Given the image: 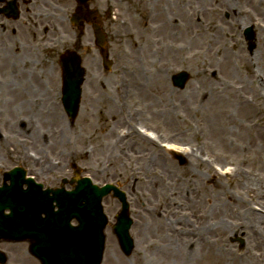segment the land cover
<instances>
[{"label": "rangeland", "instance_id": "rangeland-1", "mask_svg": "<svg viewBox=\"0 0 264 264\" xmlns=\"http://www.w3.org/2000/svg\"><path fill=\"white\" fill-rule=\"evenodd\" d=\"M228 1H230L232 5H235V9H227L224 7L223 10H219V14L217 17H214L213 20H216L217 23L219 21L223 23V28L228 41L237 44V50L235 52L242 51L245 58L249 60L255 58V55H257L259 57L258 60L260 65L263 68L262 71H264L262 42L259 41V32L257 27L250 23L247 25H243L242 23L239 24L235 20L236 15H234V12H236V5H239L237 9H247L249 7L248 2H241L239 4V0ZM57 2L59 3V6L62 5L60 0H57ZM110 2L112 3L113 1L94 0L91 1L89 7L96 9L99 13L96 22L107 34V49L110 59L113 62V66L109 70H105L103 68L100 51L95 46L93 28L90 27V25L85 24V26L89 27L86 28L84 26L81 32L84 31L83 35L85 36L83 40L85 39L89 43L90 50H81L76 53L83 60L82 65L86 69V82L83 86V96L79 115L74 122H71L62 106L61 84L52 85L49 83L47 78L48 75L46 71H43L46 66L50 67V65H53L54 61L47 64L45 61L43 62L41 58L40 61L36 60V64L39 67L38 71L42 76H44L43 78L46 79L45 82H39L41 88L38 90V95H40L39 100L42 105L39 112V118L37 120L38 116H34L32 112L27 111L26 107L24 108L23 106H20L18 111H13L8 118L11 121H17V119H21V121H31V119L33 121L37 120L38 130H41V134L46 133L48 136L47 141L50 142L51 146H49V149L44 148V153L42 154L45 159L42 160L39 165H34L32 162L25 161L21 158V156H2L0 158V184L2 183L4 172L19 166L27 169L28 173L34 174L35 177H37V180L45 186H59L63 178H70L73 176L72 165L76 164L78 168L82 170V175L90 177L94 183L100 186L111 183L119 187L127 194L128 201L130 203V212L134 220L131 235L135 240V250L130 257H126L122 253L116 236L112 230V226L115 223V215L120 210V204L111 196L106 198L103 202L105 213L109 219V225L105 231L107 241L103 264H230L228 261L226 263L224 261L223 263H218L214 260L216 259V254L220 251L218 249L220 247H229L235 255L239 256L246 253L250 248V241L249 238L246 237L245 231L241 232V230L236 229L231 233L227 232L225 234H216L212 232V234L208 237L214 247L213 251L206 253V251L201 249L199 245L187 246L188 249L186 254L187 256L189 255L187 259L190 261H185L184 251H181L182 253L178 251V255H175L174 250L171 249L172 247L169 241L174 239V237L168 232L166 234L158 232V230L163 229H158L157 223L155 224L156 226H153L152 228V225L148 226L147 220L142 218L143 216L145 217L144 211L149 210L145 206H149L150 201L153 202L154 200H159L160 197H157L156 193H154L153 197L152 192L150 195H145L149 190V187L138 184L136 181H132V179L127 176V171H122V167L120 165H118L117 169L113 171L105 169L107 161L110 158L114 159L116 155L140 152L141 154H144L145 157L148 156L149 159L152 160V154L154 157L157 154L155 150L162 149V147L158 145V147L155 145L146 146V143V145L142 143L136 145L133 143L129 147H124L121 144V147L117 148L116 142H118V137L121 132L128 129V123L138 129L140 127L143 128V126L152 128L151 131H154L156 135L158 134L157 136H159L157 139L158 142L165 141L168 143L190 147V145H188L184 140L185 137L179 130V125L184 126V124L180 122L181 120L179 119L181 118L179 116L186 115L185 118L188 121V111L190 109H194L192 111L195 114L198 110L200 103L197 100V93L196 89L194 90V86L197 85L196 82L198 83L199 79H202V70L194 62H183L181 57L174 59L172 56H162V54H158L155 49L152 53L147 54L145 50V46L149 45L147 40L146 43L144 41L141 43V47H133L132 50L130 38L127 39V41L124 37L122 22L127 20L130 22L129 27L135 36L139 27H142L145 24V19L154 9V0H121L118 1L117 6L114 7V11H109L108 13L106 10L108 9V4ZM210 5L212 6V2H210ZM162 7L165 8V11L163 9H160L159 11L163 10L166 17L170 18L176 14L172 8H168L166 5H162ZM175 7L177 10L182 11L183 17L186 16L187 18L188 13L192 11L191 7L194 6L192 4L190 7L188 0H184L181 7L178 6V4H176ZM178 14L176 15L178 16V20H180L182 14ZM70 18L71 17L68 18L69 24ZM251 28L253 29V33L255 35V41L253 42L255 48L253 50H250L251 43L245 37V31ZM75 29H77L76 31L79 33V28L73 29L72 27L69 29L70 33L73 34L72 37L76 35L74 32ZM87 30H89L90 33H88ZM149 30L150 31L148 33L153 34L152 30ZM60 34L64 37L70 36L67 31ZM150 34L147 35L146 33V36L150 38ZM8 36L9 35H4L2 37V40L5 41L4 43L0 40L1 51H7L11 46L12 40H9ZM10 36L13 39L17 35L10 34ZM79 36L81 38V33ZM76 37L78 36L76 35ZM187 38L190 40L188 36ZM125 41L128 43V51L124 47ZM65 50H60V53ZM58 56L57 61L59 59ZM190 56L191 52H189V57ZM132 61L136 62V64L128 66L127 70L123 69L126 64L128 65V63ZM0 64L2 63L0 62ZM9 66L8 70L5 69L4 71L3 67L0 65L1 82H10L13 85H16L21 92L22 90L27 89V95H24V97L28 98V89L30 90V86L35 87L37 85L28 82V80L22 82L11 81ZM18 66H21L20 71H24L23 73H31L30 68H25L24 70L22 69L23 66L21 64ZM53 66H55L56 70L59 69L58 63ZM165 67L167 68L165 69ZM161 68L163 74L158 73V71H161ZM239 68V65L234 67L235 77L233 79L238 81L237 84L240 80L237 78L239 76ZM182 70L187 71L190 74V81L184 89H178L173 85L172 77L177 74V72ZM213 70L218 72L217 68ZM240 71L243 73L241 69ZM236 74L238 76H236ZM58 81L59 80L57 79L55 83ZM165 84L168 87L161 89V87ZM137 87L143 92V96L148 97V102L144 101L141 96L142 94L140 95V91H138ZM157 87L161 89H158V92L155 90ZM1 96L4 99H9V97L4 96L3 94ZM24 106H26V104ZM46 106L52 107L49 110L52 115L51 119L50 115H46V113L49 112L44 111ZM183 111L185 112L182 114ZM4 118L5 113H3L2 109H0V123H3L1 125L0 138L5 135L9 136V133H13L16 136L17 134L22 137L26 136L24 135L26 130L23 129V122L18 123V128L15 129H11V126L7 124L8 129L13 130L10 132L5 129V122H3ZM190 119L191 121H194L195 115H193L192 118L190 116ZM249 121L250 120H247L246 124ZM230 126L233 129L236 125L231 124ZM193 127L194 129H197V124L195 122H193ZM21 130L24 131L20 132ZM195 134H199V132L194 133V136ZM202 134H204V130L202 131ZM0 143L5 146L10 143V140H8L7 143L1 141ZM208 144H212L210 138L208 140ZM194 145L193 149L201 146L198 142H194ZM262 146L264 151V143ZM0 147L3 146L0 145ZM210 150L213 153L211 155L219 159L220 162L221 160L230 159L233 162L236 161L239 165H243V169L245 171L244 175H249L244 177L243 181L247 180V178L257 176L255 179L260 184L257 187V190L264 193V184L262 185L259 179V176L264 178V160H262V156L256 161L253 160L251 156H247L246 161H244L242 155H228V152L219 146H213ZM86 151L90 154L89 157H84L83 152ZM149 153H151V155ZM204 157L207 159L210 155H205ZM214 157H211V160H214ZM171 159L175 164L178 177H182V174L183 176H193L197 173L201 175L209 174V185H213L210 180V177L213 174L212 172L204 169V167H190L191 160L179 153L172 154ZM140 162L141 161H138L137 163L139 164ZM49 167L50 170H48ZM219 175H215V177L218 178V189L223 186L225 189L231 191V193L233 192L234 194H237L236 189L233 188V186L238 184L240 181L236 178L229 179V177L221 176V174ZM149 177H151V180L154 179V176ZM170 183L171 184L169 185L172 186L173 183ZM178 184H182V182L178 181ZM144 197L151 200L147 201ZM259 198L260 197L257 198V202L259 203L258 205L264 208V198ZM181 217L183 220L177 224L174 219L169 218L170 221H166L162 225H165L164 229H170L172 226L179 228L178 225H180L179 229L181 230V233L175 237L184 241L185 238L188 237L186 230L192 229L196 221L193 217L185 218L184 215ZM146 225L148 227H146ZM168 234H170L172 238L168 239ZM161 236L162 238H160ZM238 239L244 241L243 246L240 245ZM28 247L29 246L25 243H0V249L3 250L9 257L8 264H39L38 261L29 254ZM254 247L255 246L253 245L252 248L254 249ZM215 252L217 253L215 254ZM220 252L221 254L227 256V253L222 251ZM261 257V259L264 260V252L261 254ZM212 259L214 260L213 263L211 262Z\"/></svg>", "mask_w": 264, "mask_h": 264}, {"label": "bare ground", "instance_id": "bare-ground-1", "mask_svg": "<svg viewBox=\"0 0 264 264\" xmlns=\"http://www.w3.org/2000/svg\"><path fill=\"white\" fill-rule=\"evenodd\" d=\"M72 1L60 0L62 3L60 21L62 23L60 24V30L57 31L59 33L58 44L56 45L54 41H48L47 39H45L46 44L44 42L41 44L43 52L52 61H55L56 53L61 48L76 45L84 51L90 50L89 43L85 39L83 40L85 35L80 38L79 33H75L78 37L76 35L72 37L73 34L69 31L70 26L65 22L66 20H63L64 16L74 6ZM112 1V3L108 4V9L106 10L108 13L109 11H114V7L121 0ZM183 2L184 0H154V9L145 19V24L139 27L135 36L131 32L128 20L122 22V28L124 29L123 35L126 40L130 38L132 50L133 47H141V43L143 41L146 43L147 40L149 44L145 46L147 54L152 53L155 49L162 56H172L174 59L181 57L183 62H194L202 70V79H199L198 83L196 82L197 85L194 86L197 100L200 103L199 108L195 114L192 111L194 109L188 111V121L185 118L186 115L179 116L181 118L179 119L181 120L180 122L184 124V126L179 125V130L190 147L183 149L179 145L168 143L166 144L168 151L163 148L155 150L157 154L155 157L152 154V160L140 152L116 155L114 159L110 158L107 161L105 169L113 171L120 165L122 171H127L126 174L132 181L149 187L145 195H150L152 192L153 197L154 193H156L157 197H160L159 200L150 201V205L145 206L149 210L144 211L145 217L143 216L142 218L147 220V225H152V228L157 223L158 229H163L158 230V232L170 233L174 237V239L169 241L171 249L174 250L175 255H178V251H184L185 261H190L187 259L189 257L186 254L187 246L199 245L206 253H210L214 249L208 237L212 232L225 234L239 229L241 232L245 231L246 237L249 238L250 248L248 251L239 256L235 255L229 247H220L218 250L227 253V256L218 251L219 253L215 252L217 254L214 260L218 263H223V261L226 263L228 261L230 264H264V260L261 259V254L264 252V208L259 206L257 202L258 197L264 198V193L257 190L260 185L255 179L257 176L243 181L244 177L249 176L244 175L243 165H239V163L230 159L221 160L220 162L219 159L211 155L213 153L210 150L213 146H219L228 152V155H242L244 161H246L247 156H251L255 161L262 156V160H264L262 146L264 143V71H262L263 68L257 55L249 60L245 58L242 51L235 52L237 44L228 41L223 23L220 21V23H217L216 20H213L219 14V10H223L224 7L235 9V5H232L228 0H188L190 7L192 4L194 7H191L192 11L188 13L186 18V16L183 17L182 11L177 10L175 7L176 4L181 7ZM210 2H212V6ZM241 2H248L249 7L247 9H237L239 5H236L235 20L239 24L247 25L250 23L257 27L259 41L262 42V55H264V0H239V4ZM162 5L172 8L176 14L181 13V19L178 20L176 14L170 18L166 17L165 8ZM160 9L164 11H159ZM43 27L45 30L48 26L45 23ZM149 29L152 30L153 34L148 33ZM66 31L70 36L64 37L60 34ZM87 32L90 33L89 30ZM146 33L147 35L150 34L151 37H147ZM127 41H125L124 47L128 51ZM19 48V44H13L9 52L4 51L3 54L7 55L2 60V67L6 68L8 65L12 66L14 64L12 66L14 68L25 60H34L30 56L18 59L20 56L17 53L22 51ZM14 51L18 52L15 54ZM189 52H191L190 57ZM50 59L46 63H50ZM135 64L136 62L134 61L129 62L123 69L127 70L128 66ZM237 65L240 66L239 76L236 74L237 78L240 79L238 84V81L233 79L235 77L234 67ZM50 68L55 71L53 66H50ZM215 68L218 69V72L213 70ZM158 73L163 74L162 68ZM50 76L53 78L52 74ZM37 86H30L28 98L24 97V95H27V89L21 92L16 85L10 82L3 83L0 86V109L5 113L3 121L5 122V129L9 130L7 124L11 126V129H15L18 128V123L23 122V129L26 130V134L23 132L26 135L24 137L18 136L19 134L16 136L13 133H9V136L5 135L0 138V141L5 143L10 140V143L5 146L0 143L3 146L0 147V158L2 156H21L22 159L32 162L34 165H39L45 159L42 154L44 153L43 150L44 148L49 149L51 144L47 141L48 136L46 133L41 134V130H38L37 120L42 105L39 100L40 95H38V90L41 87L39 84ZM167 87L165 84L161 89ZM158 89L161 90L159 87L155 90L158 92ZM138 91H140V95L142 94L144 101L148 102V97L143 96V92L139 88ZM2 94L9 97V99L2 98ZM25 104L26 106H24ZM20 106L26 107L27 111L32 112L36 117L38 116L37 120H9V115L13 111H18ZM51 108L46 106L44 111L49 112ZM50 112L46 113V115H50L51 119L52 115ZM193 115H195V120L191 121L190 116L192 118ZM247 120L250 121L246 124ZM193 122L197 124V129H194ZM2 124L0 123V134ZM231 124L236 125L235 128L232 129ZM127 125L129 132L125 133L122 138L118 137L117 148L121 147V144L124 147H129L133 143L136 145L146 143V146H154L157 143L154 138L155 135L153 137H151L152 135L148 137L149 135L147 134L146 137L141 135V133H147V130L144 131L142 128L139 130L129 123ZM11 129L9 130L10 132L13 131ZM203 130L204 134H202ZM197 132L199 134L194 136V133ZM209 138L212 142L211 145L208 144ZM194 142H198L201 146L193 149V146H195ZM164 143L166 142L163 141L161 144L164 145ZM173 153L183 154L190 159V167L201 166L212 172L213 175L210 180L213 185H209V174L201 175L197 173L193 176H183L182 174V177H178L175 164L171 159ZM87 154L88 151L83 152L84 157H89L90 154ZM149 154L151 155V153ZM205 155H210V157L205 159ZM211 157H214V160H211ZM138 161L141 162L138 164ZM228 166L234 167V170L230 172V170L226 169ZM218 168H221V173L231 174L229 179L236 178L240 181L233 186L237 194L231 193L223 186L218 189V178L215 177L216 174L219 175ZM48 170H50V167ZM149 176H154V179L151 180ZM259 179L263 185L264 178L259 176ZM178 181H181L182 184H178ZM170 182L173 183L172 186L169 185L171 184ZM145 200L149 201L151 199L146 198ZM182 215L185 218L193 217L196 221L192 229L186 230L188 237L184 241L175 237L181 233L180 225H178L179 228L172 226L170 229H164L165 225H162L166 221H170L169 218L174 219L177 224L183 220ZM147 225L146 227H148ZM170 234H168V239L172 238ZM251 245L255 246L254 249ZM214 260L212 259L211 262L213 263Z\"/></svg>", "mask_w": 264, "mask_h": 264}, {"label": "water", "instance_id": "water-1", "mask_svg": "<svg viewBox=\"0 0 264 264\" xmlns=\"http://www.w3.org/2000/svg\"><path fill=\"white\" fill-rule=\"evenodd\" d=\"M247 37L254 38L250 30L247 31ZM251 49H254V46ZM62 67L65 72L63 102L69 117L74 120L79 110L84 71L81 69L80 60L73 56L64 57ZM188 80L189 75L183 73L174 77V84L184 88ZM9 175L12 185L0 189V239L38 241L32 245L31 252L42 264H100L105 241L103 229L106 225L100 202L103 196L114 191L115 197L123 204L115 231L124 252L131 254L133 243L128 234L131 221L128 219L129 206L124 193L110 186L100 189L93 186L89 179H83L73 192L64 193L57 190L52 199L47 196L52 193L48 191L43 194L45 199L41 202L34 187H31L29 192L22 191V172L15 170ZM54 201L59 207L54 221L50 217L47 224L38 226L36 222L27 223L23 219L25 203L42 204L44 212H47V207L50 211ZM5 209L11 211L6 217L2 215ZM74 218L80 223L77 228L70 227ZM0 261L3 264L6 262L1 253Z\"/></svg>", "mask_w": 264, "mask_h": 264}, {"label": "flooded vegetation", "instance_id": "flooded-vegetation-1", "mask_svg": "<svg viewBox=\"0 0 264 264\" xmlns=\"http://www.w3.org/2000/svg\"><path fill=\"white\" fill-rule=\"evenodd\" d=\"M11 6L15 7L16 13L13 12ZM61 9L62 5L59 6L57 0H0V40H2L4 35H9V40H12L11 46L13 44H19V50H22L19 53H17L18 51H14L15 54H19L20 57H18V59H24V57L27 58L28 56L34 58L33 61L28 59L27 61L25 60L20 63L23 66L22 69L25 70V68H30L31 73L25 74L23 73L24 71H20L21 66H18L19 64L14 68L12 67L14 64H12V66L8 65L11 78L13 80L17 82L28 80L32 83L35 82L36 84H39V82L43 81L44 76H42L38 71L39 67L36 62L38 60L40 61V58L43 60V62L45 61V63L48 59H50V57H48L47 54L42 50L41 44L42 42L46 44L45 39L48 41H54L56 45L58 44L59 33L57 31L60 28L59 22L61 17ZM73 10L74 6L72 8V11ZM54 15H56L55 18ZM67 17L68 14L64 16V19ZM45 23L48 27L44 30L43 25H45ZM10 34L17 36L12 39ZM2 41L3 43L5 42L4 40ZM9 49L7 52H9ZM3 53L4 51L0 50V62L2 63L0 64L1 66H3L2 60L7 55ZM56 55L58 56V52ZM51 62L53 61L51 60ZM8 66L3 68L8 70ZM53 67L55 68V66ZM43 71H46L49 83H59V81L55 83L57 79L59 80V78L56 77L54 70L46 66ZM50 74L53 75V78H51Z\"/></svg>", "mask_w": 264, "mask_h": 264}]
</instances>
